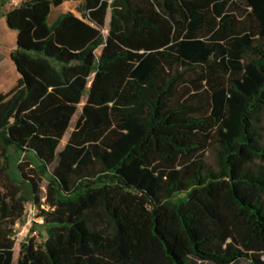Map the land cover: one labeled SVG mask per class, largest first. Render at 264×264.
<instances>
[{
	"label": "trees",
	"instance_id": "obj_1",
	"mask_svg": "<svg viewBox=\"0 0 264 264\" xmlns=\"http://www.w3.org/2000/svg\"><path fill=\"white\" fill-rule=\"evenodd\" d=\"M64 1L5 14L0 264L27 202L15 264H264V0Z\"/></svg>",
	"mask_w": 264,
	"mask_h": 264
},
{
	"label": "rangeland",
	"instance_id": "obj_2",
	"mask_svg": "<svg viewBox=\"0 0 264 264\" xmlns=\"http://www.w3.org/2000/svg\"><path fill=\"white\" fill-rule=\"evenodd\" d=\"M10 7V0L2 2L0 0V54H4L8 49H13L15 47V38H16V32L13 30H7L5 28V10L9 9ZM75 8V4L72 2H69L68 0H65L63 4L57 8H51L50 15L48 18V22L51 23L57 16H59L62 13L65 12H71ZM109 14L106 17L105 21V29L102 31L103 35H106L107 33V27H108V20H109ZM99 53V50L96 51V54ZM83 105V100L78 106V113L80 112L81 106ZM74 125V120L70 124V128L64 135L58 150H60L63 145L65 144L68 134L71 131L72 127ZM29 161L32 166H36L37 162L33 159L31 154H14V161L12 163V171H14L15 165L19 162H25ZM207 162L209 164H213V158L210 156L207 159ZM47 183V176L44 177L41 189L44 191L45 185ZM23 193L27 195V190L24 187ZM43 200V198H42ZM39 210L31 203L27 202L25 204L24 214L22 216V219L20 222H17L14 225V245H13V260L12 264L16 263V260L19 255L20 247L23 243L26 242V240L30 237H34L35 241L39 242L42 240V236L44 235L43 230L40 228L41 219L38 217ZM35 226V227H34ZM33 230V231H30ZM261 259H264V256H261ZM200 264V263H199ZM202 264V263H201ZM206 264V263H204ZM237 264H251L249 261L243 259L239 260Z\"/></svg>",
	"mask_w": 264,
	"mask_h": 264
},
{
	"label": "crops",
	"instance_id": "obj_3",
	"mask_svg": "<svg viewBox=\"0 0 264 264\" xmlns=\"http://www.w3.org/2000/svg\"><path fill=\"white\" fill-rule=\"evenodd\" d=\"M7 11L8 9L5 10V14ZM4 26L7 30H10L6 26V23ZM14 50L15 47L13 49H8L4 54H0V93H8L14 88L19 79L16 68L10 60V55Z\"/></svg>",
	"mask_w": 264,
	"mask_h": 264
},
{
	"label": "built area",
	"instance_id": "obj_4",
	"mask_svg": "<svg viewBox=\"0 0 264 264\" xmlns=\"http://www.w3.org/2000/svg\"><path fill=\"white\" fill-rule=\"evenodd\" d=\"M10 4L13 5V6L17 5V0H11Z\"/></svg>",
	"mask_w": 264,
	"mask_h": 264
}]
</instances>
